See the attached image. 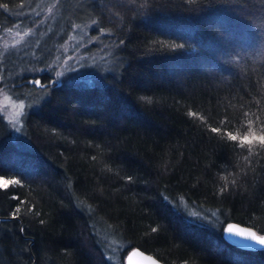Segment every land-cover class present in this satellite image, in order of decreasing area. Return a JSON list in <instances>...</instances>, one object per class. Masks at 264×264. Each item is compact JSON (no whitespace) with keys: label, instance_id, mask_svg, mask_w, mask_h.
<instances>
[{"label":"trees","instance_id":"trees-1","mask_svg":"<svg viewBox=\"0 0 264 264\" xmlns=\"http://www.w3.org/2000/svg\"><path fill=\"white\" fill-rule=\"evenodd\" d=\"M11 30L0 86L24 107L17 129L0 114V176L23 186L0 192V264H124L135 247L264 264L224 233L264 235V150L221 139L264 134V0H0ZM20 200L34 211L9 219Z\"/></svg>","mask_w":264,"mask_h":264},{"label":"snow or ice","instance_id":"snow-or-ice-1","mask_svg":"<svg viewBox=\"0 0 264 264\" xmlns=\"http://www.w3.org/2000/svg\"><path fill=\"white\" fill-rule=\"evenodd\" d=\"M93 23L95 24L96 21H93ZM0 55H2V53H0ZM57 75H59V73ZM33 83L37 86H40V87H46L44 85H41V82L39 80H34ZM17 107L22 109L24 107V105L21 104V105H18ZM16 115H19V112H17ZM188 115L189 116H195L196 113L189 111ZM246 115H248V113H246ZM222 123H224V121H222ZM251 124H252V121L249 120V125H251ZM210 131L213 133H218L220 131V129L213 127L210 129ZM260 131L262 133H264V128H262ZM223 137H227V140H229V141L237 142L235 145L237 147L244 148L245 146H248L247 147L248 156L258 154V153H253V151H252L253 147H255L254 142H257L258 145L260 146V149L264 150V134L256 135L252 131L251 127H249L248 131L245 134H243L242 136H238V135L233 134L231 132L225 131V132H223L221 139H223ZM245 159L247 160L248 157L246 156ZM128 179L131 180V177H129ZM222 179H226V178L222 177ZM235 183H236L235 180H233L231 182V184L233 186H235ZM11 186H23V182L20 179L5 178L3 176H0V192H4L7 195H9L12 200H18L19 197L17 195L10 193L8 191ZM227 191H229V187L227 186V184L220 188V194L221 195H223ZM24 203L25 202L23 200H20L19 205H15V206H13L12 209H10L9 219L18 221V220H20L22 213H30V212L34 211V209L31 207L27 208L26 210L23 209L21 207V205H24ZM36 215H39V213L37 212ZM40 223L43 224L44 221L41 220ZM157 230L158 229L155 227H153L151 229V231L153 233L157 232ZM20 231L23 233V231H24L23 227H21ZM225 231L229 234L243 235L246 239H249L258 245L264 246V235L258 236L256 233L251 232V231L234 230L231 226H229L227 229H225ZM150 264H155V261L150 260Z\"/></svg>","mask_w":264,"mask_h":264},{"label":"rangeland","instance_id":"rangeland-1","mask_svg":"<svg viewBox=\"0 0 264 264\" xmlns=\"http://www.w3.org/2000/svg\"><path fill=\"white\" fill-rule=\"evenodd\" d=\"M23 35L18 32L14 31H6L4 33V36L0 37V53L5 51L4 53V61H6V64L8 68L11 67V57L9 59L8 56H6V53H9L10 49L12 47H15L17 44L22 42ZM21 105V103L16 102L14 99H11L10 96L4 91V89L0 86V114H3L5 120L11 125L12 129H17L19 127V118L21 109L17 106ZM19 112V115H16V113Z\"/></svg>","mask_w":264,"mask_h":264},{"label":"water","instance_id":"water-1","mask_svg":"<svg viewBox=\"0 0 264 264\" xmlns=\"http://www.w3.org/2000/svg\"><path fill=\"white\" fill-rule=\"evenodd\" d=\"M229 226H231L234 230H244V231H251L256 233L253 229H250L246 226L239 225L237 223L231 222L229 225L226 226L225 229H227ZM225 233V238L230 242L234 243L235 245L239 247H246V248H257V249H262L264 246L258 245L255 242L246 239L243 235H235V234H229L224 230ZM257 234V233H256ZM259 236V234H257ZM125 260L124 264H150L151 261H155V264H163L160 262L158 259L156 260L154 257H152L149 254H145L138 248L130 250L126 255H125Z\"/></svg>","mask_w":264,"mask_h":264},{"label":"bare ground","instance_id":"bare-ground-1","mask_svg":"<svg viewBox=\"0 0 264 264\" xmlns=\"http://www.w3.org/2000/svg\"><path fill=\"white\" fill-rule=\"evenodd\" d=\"M135 248H137V247H135ZM135 248H133V249H135ZM241 248H242V247H241ZM244 248H246V247H244ZM138 249H139V248H138ZM248 249H250V248H248ZM131 250H132V249H131ZM139 250H140V249H139ZM142 252H143V251H142ZM127 253H128V252H127ZM127 253H126V254H127ZM144 253H145V252H144ZM126 254H125V255H126ZM145 254H146V253H145ZM147 254H148V253H147ZM149 255H150V254H149ZM151 256H152V255H151ZM152 257H153V256H152ZM154 258H155V257H154ZM155 259H156V258H155ZM124 260H125V259H124ZM156 260H157V259H156ZM160 262H161V261H160Z\"/></svg>","mask_w":264,"mask_h":264}]
</instances>
